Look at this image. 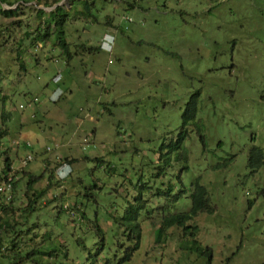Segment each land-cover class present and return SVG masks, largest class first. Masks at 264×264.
Wrapping results in <instances>:
<instances>
[{
	"label": "rangeland",
	"instance_id": "374dc122",
	"mask_svg": "<svg viewBox=\"0 0 264 264\" xmlns=\"http://www.w3.org/2000/svg\"><path fill=\"white\" fill-rule=\"evenodd\" d=\"M12 1L1 7L15 16L0 11V128L7 130L0 161L12 159L17 206L30 177L43 176L33 189L47 187L50 205L30 221L61 241L60 227L45 220L51 224L61 204L81 211L77 197L86 189L97 199L90 215H123L142 190L159 220L167 201L152 197L154 150L177 136L188 100L200 91L209 152L193 155L188 171L174 162L162 181L180 190L178 174L188 187L204 177L215 211L194 224L198 240L213 249L212 264H264V165L255 173L247 166L253 137L264 154V0H96L94 20L73 12L71 0ZM58 6L72 13L70 58L56 39V21L47 22ZM39 25L50 35L37 40ZM51 175L59 180L53 186ZM56 195L62 199L55 202ZM181 201L170 209H181ZM99 221L107 231L110 222ZM185 240L182 228L172 227L157 241L145 221L140 254L129 264H206L182 247Z\"/></svg>",
	"mask_w": 264,
	"mask_h": 264
},
{
	"label": "trees",
	"instance_id": "16d2710c",
	"mask_svg": "<svg viewBox=\"0 0 264 264\" xmlns=\"http://www.w3.org/2000/svg\"><path fill=\"white\" fill-rule=\"evenodd\" d=\"M38 1L41 2L42 0ZM59 1L61 0H53L54 3ZM71 1L74 7L73 12L95 19L93 14L96 0ZM6 3L12 5L14 1L0 0L1 14L8 17L15 16L16 12L13 9H2L1 5ZM80 5L81 8L78 7ZM40 12L43 13L42 10ZM71 14L64 7L58 6L50 13V18L47 20L49 24L56 21V39L59 41L60 48L69 55V58L72 57V54L65 31L66 20ZM17 23H20V21H17ZM37 30V40L50 35L48 28L42 30L39 25ZM21 66H25L24 62H21ZM199 95L200 91H195L188 100L182 114V122L177 136L169 142L166 141L168 140L166 138L159 148L154 150L155 161L152 163H155V168L158 166L159 171L153 174L155 184L152 197L164 198L167 201L166 209L159 216V220L155 218L158 216L154 217L152 214L155 209L153 202L151 201L152 205L148 207L150 200L143 198L142 190L136 196L135 202L128 200L123 215H120L119 212L113 213L110 211L105 213L106 216L104 217L99 211H93V214L90 215L88 212L91 206L90 200L97 201V199L93 196L92 189H86V194L80 192L82 195L77 197V202L83 207L81 211L74 206H70V210H62L64 205L61 204V206H57V212L50 216L52 223L49 224V220H45V226L60 227L62 235L59 236L61 241H58L50 231H42L43 228L37 221H30L32 214L50 205L44 202L45 194L48 191L47 187L41 190L33 189L34 184L40 181L39 179L43 176L30 177L27 189L23 194L25 199L23 200V206H17L15 191L18 181L16 175L11 173L13 169L12 159L10 156H6L3 163L0 161V256L1 258L6 257L0 263L129 264L140 254L143 224L145 221H150L156 228L157 241L167 237V233L172 227L182 228L186 239L182 247L198 257L204 256L207 260L206 264H212L213 249L210 246H203L198 240L199 225L194 224L201 213L210 214L215 211L211 200L212 191L203 183L204 177H194L188 187L183 182L181 175L178 174L177 179L182 185L180 190L177 182H167L164 179L162 181L166 171L175 165L174 162L179 161L182 170L188 171L191 168L190 159L193 155L203 157L209 152L206 122L199 116L204 109H207V105H204V100L200 105ZM3 118H5V115H3ZM6 134L7 130L0 128V138ZM255 140V137H253L247 155V166L250 173L260 171L262 165H264L262 148L257 145ZM193 143L194 145H192ZM196 145L199 150H196ZM222 145L223 141L218 142V147ZM4 152L8 155L7 151ZM1 153L0 150V160L4 158V153L3 156ZM62 159L66 164L72 162L69 157ZM29 162L24 165H28ZM60 165L62 166V164ZM221 167V164L215 165L213 170H219ZM52 178L53 175L50 176L48 185H55L59 182L57 179L53 181ZM8 182L11 183V188L7 187L6 183ZM96 186L99 187L98 184ZM149 187V181L143 182L142 188ZM183 198L187 202L181 201L185 203L181 209H170L174 207L176 201L183 200ZM61 199L62 197L56 195L54 200L57 202ZM189 199L191 204L188 202ZM75 201L76 197H74ZM188 206L190 207L188 208ZM62 215L63 218H61ZM99 219H104L107 223L110 222L107 231L103 225H100ZM70 221L73 222V226L70 225Z\"/></svg>",
	"mask_w": 264,
	"mask_h": 264
},
{
	"label": "built area",
	"instance_id": "2783aa9c",
	"mask_svg": "<svg viewBox=\"0 0 264 264\" xmlns=\"http://www.w3.org/2000/svg\"><path fill=\"white\" fill-rule=\"evenodd\" d=\"M31 159H33V155L32 154H29L28 157H27V159L24 161V164H27L29 162V160H31ZM6 185H7L8 188H11L12 187L11 183H9V182L6 183Z\"/></svg>",
	"mask_w": 264,
	"mask_h": 264
}]
</instances>
